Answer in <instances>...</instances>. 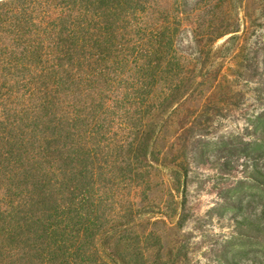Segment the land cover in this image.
<instances>
[{
	"label": "trees",
	"instance_id": "obj_1",
	"mask_svg": "<svg viewBox=\"0 0 264 264\" xmlns=\"http://www.w3.org/2000/svg\"><path fill=\"white\" fill-rule=\"evenodd\" d=\"M253 14L245 0H0V264H171L149 227L183 226L190 166L264 157V110L249 142L206 140L262 77L240 35ZM225 38L244 41L227 71ZM257 174L243 181L264 191Z\"/></svg>",
	"mask_w": 264,
	"mask_h": 264
},
{
	"label": "rangeland",
	"instance_id": "obj_2",
	"mask_svg": "<svg viewBox=\"0 0 264 264\" xmlns=\"http://www.w3.org/2000/svg\"><path fill=\"white\" fill-rule=\"evenodd\" d=\"M245 7L253 14L264 7V0H245ZM253 17L256 23L243 24L240 35H246V27L250 29L247 39L253 49L245 54L258 56L262 77H258L256 84H243L242 91L246 96L241 110L224 113V119L218 120L207 141L222 137L234 142L244 138L249 142L247 130L264 110V17L260 12H255ZM240 45L243 46L244 41L230 42L229 38L216 45L223 53L224 60L221 61L226 63L225 71L231 67L232 59H229L240 54ZM232 69L236 68L233 66ZM256 158L259 159L256 163L259 170L253 169V162L241 156H217L207 162L192 164L183 226H179V218L169 220L161 214L151 218L152 223H158L149 227L157 240L155 256L158 254L171 264H264V191L243 181L246 174L264 173V157L258 154ZM156 181V197L167 198L173 184L168 177L163 182L159 176ZM238 233L251 235L253 239H244Z\"/></svg>",
	"mask_w": 264,
	"mask_h": 264
}]
</instances>
